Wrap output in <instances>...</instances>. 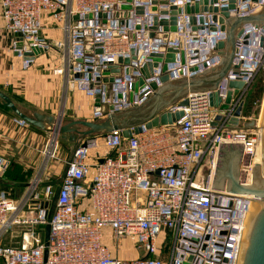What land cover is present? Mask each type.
I'll return each mask as SVG.
<instances>
[{
  "label": "built area",
  "instance_id": "2783aa9c",
  "mask_svg": "<svg viewBox=\"0 0 264 264\" xmlns=\"http://www.w3.org/2000/svg\"><path fill=\"white\" fill-rule=\"evenodd\" d=\"M199 1L0 0V18L2 30L13 39L12 51L21 69H29L42 57L50 60L55 53L57 60L45 65L48 72L67 90L88 98L90 121L98 122L147 104L154 94L151 85L160 87L163 75L158 63L143 77L142 69L153 54L175 51L165 71L170 82L198 78L220 67L216 46L226 40V31L220 30L218 15L214 21L213 14H195L193 31L183 12L186 5ZM171 5L181 10L176 31L154 28L153 18L168 20L160 12ZM227 5V0H217L213 6ZM263 11L264 0H235L229 13L231 18H243ZM263 25L240 26L230 68L216 86L188 92L180 100L186 105L178 101L166 109L182 112L178 121L142 128L129 138L120 131L85 137L66 162L59 185L48 174L56 154V142H48L39 171L22 194L10 198L0 193V260L4 264H236L254 198L211 188L220 144H243L242 185L251 183L252 169L260 162L259 128L250 133L229 122L255 78L262 76L264 81ZM111 66L118 73H109ZM235 81L243 87L221 110L227 93L234 91L229 83ZM212 94L220 99L217 107L209 103ZM244 119L241 115L239 122ZM14 122L20 129L30 127L19 117ZM8 166L0 159V177ZM13 234L19 245H4V238ZM124 238L133 239L135 258L122 257L128 249L120 244Z\"/></svg>",
  "mask_w": 264,
  "mask_h": 264
},
{
  "label": "water",
  "instance_id": "95a60500",
  "mask_svg": "<svg viewBox=\"0 0 264 264\" xmlns=\"http://www.w3.org/2000/svg\"><path fill=\"white\" fill-rule=\"evenodd\" d=\"M124 1L126 3H130L132 0ZM156 2L157 0H153V4H156ZM216 2L217 0H202L197 3L186 5L183 8V12L188 15L189 24L192 26L193 31L196 30L195 14H213L214 21L217 19L218 15L220 30L226 31V40L224 42H219L216 46V48L219 50V55L221 56L220 67L217 70L212 71L211 75L208 74V77H206L207 74H205L201 77L190 80L170 82L168 80V76L165 74V71L167 70L168 63L174 61L175 51L168 49L165 56L162 54L151 55V62L142 69L143 77H148V72H150L153 67H156L158 63H162L161 71L163 75L159 80L161 84L160 87H157L156 84L151 85V88L154 90L153 96L157 95L161 98V100L159 98V100L155 101V103L151 105V111L147 115H145L144 111L141 110L143 107L142 106L138 109L124 113L110 114L104 120L98 122L76 120L62 125L61 120L55 119L54 117L45 114L34 113L32 117L26 116L19 111L14 102L6 94L0 91V100L2 101V105L12 111L17 117L26 121L30 126L53 134L56 138L60 136L61 139L74 143L75 146L72 150L73 152L75 147L83 138L91 135L120 131L124 138H129L132 136V134L140 133L142 128L149 130L159 126L172 125L178 121L183 116V114L180 111L171 113L166 110L168 107L182 100L188 92L216 86L224 77L231 65L235 39L241 34L240 26L245 23L264 24V11L254 16L231 18L229 10L234 9L235 0H227V7L220 9L213 6ZM122 8L129 9L130 7L123 6ZM156 10V7H152V11ZM141 12V9L137 10L138 14H141ZM179 13H181V10L173 5L169 7L168 11H161V15H168L169 18L168 20L159 21L157 17H154V28L161 26L164 32H175L177 25V15ZM203 21V17L198 19L199 24H202ZM166 38L167 35L164 34L163 39ZM115 62L128 64L129 60L122 61V59H116ZM109 73H118L116 66H111ZM142 82V79H140L138 84H142ZM136 87L137 85L134 86L135 89ZM229 87L234 89V91H229L227 93L225 104L220 106L221 110L227 109L232 96H235L238 90L243 87V83L238 81L230 82ZM163 89H170V93L172 95L170 100H162L163 97H161L159 93ZM98 101L99 99L96 98V105H98ZM209 103L211 106L217 107L220 103V99L216 94H212L209 96ZM186 104V100L179 102V105ZM242 109L243 103H241L236 109L234 113L235 117L229 122L235 128L240 126L241 122H239V118L242 115ZM110 110H112V107H110ZM220 119V116L215 118L216 121H219ZM241 124V126L246 127V129H250L255 126L254 121ZM79 127L84 128V130H78ZM260 135L262 154L264 148L261 128ZM242 151L243 144L219 145L218 159L211 189L238 195H248L254 198L250 203L245 217L236 264H264V157L262 156L263 159L261 158V164L254 165L251 173V183L249 185H242L239 181ZM48 234L49 227L47 226L45 228V242L48 240Z\"/></svg>",
  "mask_w": 264,
  "mask_h": 264
},
{
  "label": "crops",
  "instance_id": "0c3cea01",
  "mask_svg": "<svg viewBox=\"0 0 264 264\" xmlns=\"http://www.w3.org/2000/svg\"><path fill=\"white\" fill-rule=\"evenodd\" d=\"M12 40V37L2 30L0 18V89L12 100L17 99L21 103L40 104L43 108H52L54 104L52 103L53 90H56L58 85L62 86V81L52 76L47 67H45L46 71L39 70L38 65L34 64L29 69L22 70L20 59L12 51ZM209 75L207 74L206 77ZM56 92V96H58L59 91ZM86 100L84 118L90 121L91 101L88 98ZM64 107L73 112L78 108L75 99L71 101L69 95L66 97ZM54 108L56 109V106ZM16 117V115L13 116L0 110V159L9 163L5 174L0 177V193L4 192L10 198L19 197L29 179L39 171L44 159L43 150L49 145L48 142L52 141L50 133L44 131L39 133L30 128L31 126L28 130L20 129L14 122ZM66 141L64 140V142ZM74 146V143L68 141L66 148L64 144L62 146L56 141L55 159L50 161L48 174L57 185L60 184V177L66 162L73 154ZM51 148H54V144L51 145ZM22 179H26V181L22 182ZM131 247L132 242L127 250L121 252L123 258L138 256Z\"/></svg>",
  "mask_w": 264,
  "mask_h": 264
},
{
  "label": "rangeland",
  "instance_id": "374dc122",
  "mask_svg": "<svg viewBox=\"0 0 264 264\" xmlns=\"http://www.w3.org/2000/svg\"><path fill=\"white\" fill-rule=\"evenodd\" d=\"M51 57H52V59H50V60L48 59V57L47 58L42 57L39 59V61H37L35 63V65L36 66L38 65L37 68L39 70L44 69V71H46L45 65H49L54 60H57V55L53 52H51ZM261 78H262V76H257L255 78V80L252 82L250 89L248 90V92L244 98L243 109H242V115L245 119L241 123L245 124V123H249L250 121H254L255 126L253 128L246 129V127H242L241 126L242 124L240 123V126L238 127V129L244 130V131L247 130V131H250V133H252V130H256L255 127L257 128L260 126L259 127V130H260L261 125H262V115H263L262 113H263V107H264V81H263L262 93H261L260 99L256 100L255 102H252V103L250 101L251 95L257 91L256 86L259 83L258 82L259 79H261ZM56 91H59L58 96H56L57 95ZM53 92H54V95H52V103H54V104H53L52 108H43V106H41L40 104L31 105V104L24 103V102L21 103V101H19L17 99H13L14 101L13 100L12 101L15 103L16 107L19 109V111L21 113H23L29 117H32L34 113L42 112L45 115H49V116H51V114H52V117H54L55 119L61 120L62 125L66 124L67 122L76 121V120L88 121V120H86V118H84V114H85V110H86L85 106H86L87 100H86V97L82 93L69 91L65 88L64 85H62V86L58 85L57 89L56 90L54 89ZM159 94L161 95V97H163L162 100H164V101H168L172 97V95L170 93V89H163V90H161V92ZM68 95H69V98L71 99V101H73V99H75V102H76L77 107H78L75 112H73L72 110L68 111L64 107L66 97ZM159 98L160 97H158L157 95H154L149 100V102L141 108V110L144 111L145 115H147L151 111V105L154 104L155 101L159 100ZM160 100H161V98H160ZM50 103H51V101H50ZM55 106H56V109L54 108ZM78 130L83 131L84 128L79 127ZM91 136H93V135H91ZM54 141L55 142L57 141L62 146L64 144V146H66V148L68 147V141L65 140L66 142H64V140H61L60 136H58L56 138L52 134V142H54ZM132 241H133L132 238H124L121 240L120 244H122L123 248H129ZM3 244L13 246V247H17L19 245V240L14 234L13 235H7L3 240ZM0 264H4V262L0 260Z\"/></svg>",
  "mask_w": 264,
  "mask_h": 264
},
{
  "label": "trees",
  "instance_id": "16d2710c",
  "mask_svg": "<svg viewBox=\"0 0 264 264\" xmlns=\"http://www.w3.org/2000/svg\"><path fill=\"white\" fill-rule=\"evenodd\" d=\"M258 82H259V83H258L257 86H256L257 91L251 95V99H250L251 103H252V102H255L256 100L260 99V97H261L262 86H263V79H262V78L259 79ZM0 91H2V90L0 89ZM11 100H12V99H11ZM0 101H1V100H0ZM13 101H14V100H13ZM14 104H15V103H14ZM15 106H16V105H15ZM0 110L4 111L5 113H9V114H12L13 116H15V114H14L12 111H10L9 109L5 108V107L2 105V101L0 102ZM30 128L35 129V130H36L37 132H39V133H42V131L36 129V128L33 127V126H31ZM4 177H5V176H4ZM4 177H3V178H4ZM21 177H22V175H21ZM20 179H21V178H20ZM25 181H26V179H24V180L22 179V182H25Z\"/></svg>",
  "mask_w": 264,
  "mask_h": 264
},
{
  "label": "bare ground",
  "instance_id": "6f19581e",
  "mask_svg": "<svg viewBox=\"0 0 264 264\" xmlns=\"http://www.w3.org/2000/svg\"><path fill=\"white\" fill-rule=\"evenodd\" d=\"M263 115H262V125H261V130H262V138H263V148H264V107H263V113H262ZM260 127V126H259ZM258 127V128H259ZM264 157V149H263V153L261 154L260 153V157L258 158L259 159V163L257 162V164H261V158L263 159V157ZM246 222H247V218H246Z\"/></svg>",
  "mask_w": 264,
  "mask_h": 264
}]
</instances>
